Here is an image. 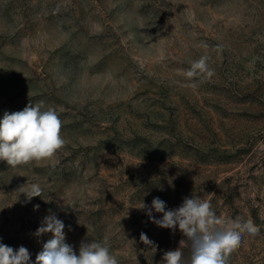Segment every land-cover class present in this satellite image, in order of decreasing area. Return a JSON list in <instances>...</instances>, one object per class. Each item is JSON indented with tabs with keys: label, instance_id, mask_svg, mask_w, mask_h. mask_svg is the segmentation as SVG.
Instances as JSON below:
<instances>
[{
	"label": "rangeland",
	"instance_id": "1",
	"mask_svg": "<svg viewBox=\"0 0 264 264\" xmlns=\"http://www.w3.org/2000/svg\"><path fill=\"white\" fill-rule=\"evenodd\" d=\"M203 55L214 75L189 80ZM39 101L67 143L0 161V243L35 264L52 237L36 230L55 215L77 255L106 241L119 264H163L185 240L187 260L178 226L147 211L198 197L260 228L228 264H264V0H0V119ZM31 183L43 195L29 202Z\"/></svg>",
	"mask_w": 264,
	"mask_h": 264
},
{
	"label": "clouds",
	"instance_id": "2",
	"mask_svg": "<svg viewBox=\"0 0 264 264\" xmlns=\"http://www.w3.org/2000/svg\"><path fill=\"white\" fill-rule=\"evenodd\" d=\"M203 46L207 47L206 44ZM209 59V56L203 55L193 61L184 73L186 78L195 81L212 77L214 71L209 66ZM192 86H196L195 83ZM61 130L59 113L54 108H46L43 101L35 104L30 102L21 111H6L0 119V161H6L11 168H17L54 157L67 143ZM22 193L30 202L34 197H42L43 188L38 183H31ZM49 199L45 202H49ZM34 208L38 210L39 205ZM146 208L148 206L142 202L137 209ZM152 209L161 213L162 218L153 217ZM147 215L160 228L175 231L178 226L190 242V256L187 260L182 251L185 240H181L180 247L164 253L163 264H228L230 255L241 246L245 233L251 236L260 233L259 226L252 219L217 216L210 201L198 197L184 198L178 208L168 210L163 200L154 198ZM64 228L63 221L55 215L44 218L35 235L51 233L52 237L36 255L35 264H119L106 241L101 243L93 240L89 244H82L79 255L75 254L72 246L65 242ZM140 241L153 252L158 247L143 232ZM0 264H30V253L24 246L13 249L0 243Z\"/></svg>",
	"mask_w": 264,
	"mask_h": 264
}]
</instances>
